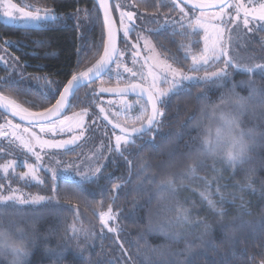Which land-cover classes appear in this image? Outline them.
<instances>
[{
	"label": "trees",
	"instance_id": "obj_1",
	"mask_svg": "<svg viewBox=\"0 0 264 264\" xmlns=\"http://www.w3.org/2000/svg\"><path fill=\"white\" fill-rule=\"evenodd\" d=\"M13 1L52 8L61 17L56 23L31 28L8 25L0 19V43H4L5 40L11 42L10 52L25 66L22 77H11L9 70L0 63V92L7 97L11 95L12 100L29 111H43L44 107H50L59 97L58 94L54 98L48 95V85L45 81L59 82L62 91V85H66L72 75L85 71L99 59V56H93V52L94 46L101 42L102 36L105 40L102 15L93 0ZM117 1L113 2L115 16L118 14L115 7ZM123 1L146 13L177 12L172 0ZM130 6L125 5L121 10L129 11ZM84 10H87L88 15H85ZM179 33L183 32L179 30ZM78 48L84 50L83 56L79 58ZM171 48L174 49L173 46ZM100 51L102 54L103 49ZM175 55L171 52L170 57H175L176 62L185 61L184 57L182 59L180 55ZM110 75L107 74L99 82L81 89L76 94L77 99L73 101L74 106L65 116L75 106L83 104L92 115L101 119L109 133L116 132L104 118L107 115L115 122L110 115V109L101 101L108 96L100 92L102 87H119L116 85L118 84L116 79L113 81ZM37 77H46L47 80ZM244 77L247 75L240 73L236 80H244ZM255 78L264 87V79H261L259 74ZM201 89L207 92V97L198 101L196 97L201 93ZM222 94V90L214 93L206 85L200 84L190 85L187 91L172 97L164 107L165 116L162 118L155 140L146 135L142 140H137L135 146L129 147L131 155L125 153L132 162L131 173L130 166L116 153L112 154L108 164L102 168L99 179L91 182L56 179L46 173L45 167L38 163L42 166V174H48L46 175L48 184L46 187L40 186L36 189L45 197L54 199L40 206L0 207V227L8 230L14 240L23 242L30 248L32 254L28 264H109L110 261L116 264H179L185 258L183 251L189 243L194 246L193 251L204 253L200 256L198 264H260L264 260V197L259 191L264 185V149L258 150V147L264 140V129L261 125L255 126L253 114L258 117L260 114L264 115L262 108L255 105V108L247 112L249 118L242 120L243 125L252 129L255 127L260 135L259 144L250 150L251 158L235 170V175L233 170L228 168L218 176V178L223 176V179H219V186L225 201L221 202L219 195L216 194L218 178L212 180L208 189L212 193V198L217 201L218 207L222 206L225 209L224 217L213 213L206 202L201 200L200 192L205 189L203 180H187L185 187H180L178 180L179 190L170 201H166L165 194L164 198H161L156 184L150 182L155 179L158 183L167 173L179 174L184 170L189 162L187 154L199 148L205 128L212 124H208L204 118H208L211 107ZM45 95H48L47 99ZM247 95L249 93H246L245 97ZM100 108H104L105 111L101 112ZM189 117L194 119L189 120ZM262 118L264 116L260 119ZM12 126H18L17 128L23 131L38 128L21 125L0 111V129L4 128L7 132L9 128H14ZM90 131L89 128L85 137L90 135ZM79 149L80 147L76 152ZM33 150L40 151L37 147ZM58 150L61 158L74 154L69 150L59 148ZM20 151L9 140L8 133L0 135V165L10 159L19 160L21 157L16 155H19ZM40 152L43 155V152ZM252 169L255 171L251 173V179L257 191L255 194H252L251 190L241 192L236 184L238 181L245 183L246 176ZM211 175L207 177L209 181ZM129 176L130 182H127ZM121 177L124 179H120ZM113 184H123L124 187L118 193H113L111 191ZM54 185L55 193L52 190ZM102 188L108 191L102 193ZM112 195L117 196L115 203L110 199ZM233 196L236 197L234 202ZM241 196L244 198L246 208L240 207ZM177 202L188 210V223L178 222L175 210H169L174 209ZM109 204L120 213L118 222L122 231L118 233H110L106 228L102 232L101 225L99 226L96 211L102 205V208L107 209ZM12 212L14 214H10ZM248 212L251 215L247 214ZM87 214L98 226H95L93 244L81 249L83 246L76 244L71 226L84 224ZM197 221L209 223L212 227L205 233L203 226H198ZM161 225L165 226L163 231L160 230ZM121 243L127 250V255L121 250ZM177 252L182 254L174 255ZM0 264L8 263L0 261Z\"/></svg>",
	"mask_w": 264,
	"mask_h": 264
},
{
	"label": "snow or ice",
	"instance_id": "obj_2",
	"mask_svg": "<svg viewBox=\"0 0 264 264\" xmlns=\"http://www.w3.org/2000/svg\"><path fill=\"white\" fill-rule=\"evenodd\" d=\"M188 2V0H186ZM174 6H178L176 0H172ZM99 6L104 10V24L107 28V40L101 38V42L94 46L95 51L93 56H99V59L92 64L91 67L87 68L85 71H80L77 74L72 75L71 79L68 80L66 85H62L63 91H60L61 85L56 81H47L48 84V95H52L53 98L56 94L59 98L55 100L54 104L50 107H44L43 111L30 112L28 109L21 108L14 100L9 97L0 94V111L5 113L10 112L12 115H19L21 120H28L29 124H36L41 128V131L46 129L47 125L55 127L57 124L60 126H67V131L75 133V129H80L79 136H83L84 132L87 131V126L83 122V117L88 115L87 110H83L81 113H75L74 117L75 124L68 123L72 121L74 117L64 116L63 120L59 118L64 115L66 111L71 109L74 104L73 101L77 99L76 93L82 86H90L96 79L101 78L103 75L111 74V65L115 64L116 68H121L124 65V61L121 57L125 52L131 51L132 54V64L135 66L139 63V69L134 70V68H129L127 66L123 67V71L130 73L131 77L138 78V83H129V85L124 89L117 88H101L100 92L109 93H119L121 95L127 93L129 90L138 94L139 99L136 104L139 106L137 109V114L131 116L128 112H125V122L121 123L119 119V113L114 117L115 123H113V128H119L120 134L115 135V144L108 146V152L116 153L118 156L123 158L125 162L130 166L129 173H131V161L128 160L127 155H131L129 152V146H135L137 140H142L144 136H150L152 140H155V136L159 133L162 118L165 116L164 107L168 101L174 97L181 94L182 91H187L189 86L195 85H214L215 87H223V81L229 78L233 73H241L248 75L249 79L247 81H241V84H246L250 93L248 97H244L235 92V83L233 84V89L225 98V95H221V105L230 104L233 106V111L225 112L221 105H216L211 113L213 119H216L218 123L215 127L209 126L205 128L204 134L201 137V146L188 153L189 162L187 163L184 170L179 174L175 172H169L164 175L158 183L155 179L151 180V183L156 184V189L161 198H164V194L168 193L175 196L178 192L177 181L180 182V187H185L184 180H195L200 179L204 181L205 189L200 192L201 200L206 202L207 207L213 211V213L224 217L226 215L225 209L220 206L218 207L217 201L212 198V193L208 191L211 187L212 181H209L205 177H200L197 175L198 170L206 166L205 159L201 157H210L214 161L219 160L222 165L233 170V175H235V170L244 165L251 157L249 155L252 148V144L255 143V133L252 129H245L242 127L240 117L244 112L248 111V100L260 96L264 98V89L255 87V81L252 76L259 74L261 79H264V60L260 62H255V58L245 62L242 58L238 57L234 52L233 45V30L234 27L238 28V20H241V12H243L242 26L249 33L264 31V2H259V0H248L245 4L241 0H213V3H205L203 0H193L192 9L193 18L195 19V27L190 20L187 25L183 21V17L188 15L184 11V8H180L183 16L181 21H171V24H180L181 28H191L196 31L197 28H203L205 31L204 46L199 52H193L191 45H182L185 49V59L189 56L191 58V64L188 65L187 70L182 67H174L172 63L168 62L167 58L160 59L159 54L155 52V47L151 45L148 37L137 33L136 42L130 43L129 34L135 30V13L132 11H120V24L123 28V49L117 48L116 46V31H114L113 24L114 21L110 14L111 9L108 0H99ZM0 7L3 9V15L7 17L10 21H18L26 24H47L50 21H55L58 19L56 13L50 8H40L32 4H28L24 7L18 6L13 0H0ZM116 9H122L125 5L117 3L115 5ZM25 8L29 10H25ZM199 8V17L195 16V9ZM209 8H218L217 12L211 19L217 21V23H212V35L208 34L209 30V19L206 14V10ZM234 9V15L231 12L226 11V9ZM78 12L80 10H77ZM85 15H88L87 10ZM16 13L14 15L13 13ZM125 20L129 24L125 25ZM158 22V21H157ZM169 24V21L165 19V25ZM164 25H161L163 28ZM159 29H157L158 31ZM152 31V30H149ZM143 41V51L145 55L143 57L144 63L139 62L141 56L140 43ZM4 51H7V46H11V42L5 40ZM194 43H199L198 41ZM101 48L103 52L101 54ZM84 54L83 48L77 49V56L82 57ZM175 61V57L172 58ZM0 63H7L3 56H0ZM80 60L78 59V67ZM217 65H221L217 67ZM147 67V72L144 69ZM231 69V71H230ZM203 75H199V73ZM118 77L119 72L116 74ZM37 79H45L46 77H37ZM55 85V87H53ZM166 86V87H165ZM94 92V90H93ZM45 95V99L48 98ZM207 92L201 89V93L197 95L196 99L198 101L206 99ZM131 106L126 105V109H130ZM219 109V115H217V110ZM101 112H104V108H100ZM106 120L108 116L104 117ZM194 119V117H189V120ZM128 121H131L129 125ZM199 126V125H198ZM18 127V126H17ZM63 130V127L62 129ZM27 131V129H25ZM33 140L36 144H39L41 148L44 147H54V148H65L69 144H76L78 136L73 134L68 140H61L59 142L54 141H43L40 140L35 134L27 141H22L23 147L27 149L36 159L37 162L42 160L39 152L34 151ZM14 162H8L0 168L6 173L10 168H13ZM70 168L73 166H69ZM76 167V175L80 178L82 182H91L99 179V174L103 168V165L95 167V169H89L88 171H80L78 166ZM172 167V165H169ZM29 171L22 174L23 177L29 175L33 179L36 178V171L38 170V165L29 164ZM69 169H65L68 171ZM225 169H217L215 164H213V171L223 172ZM254 169L249 170V174L246 176V182H237L236 186L241 192L251 190L252 194H255L257 189L253 185L251 179V173H254ZM56 176V172L53 171V177ZM120 179H124L121 177ZM130 176L127 182H130ZM219 179H223L220 176L217 180L216 194L219 195L221 202L225 201V196L220 192ZM124 187L123 184H113L111 191L113 193H118ZM53 192L56 191V186H53ZM18 189H12L9 185L5 190V186L0 184V205L4 204H27L39 203L41 201L50 202L54 197H44V196H34L30 199H26L23 196L17 195ZM106 188H102L101 192H107ZM261 196L264 197V185H262L259 190ZM112 203H115L117 196L112 195L110 197ZM236 199L233 196L234 202ZM241 200L240 207L246 208V203L244 202L243 196L239 197ZM176 212V220L178 222H189V212L187 209L183 208L179 202H177L174 209ZM247 214L251 215L250 212ZM101 231L107 229L108 232H119L122 229L119 227H112L109 225V221H115L118 218L119 212L113 211L112 204L108 205L107 211H100L98 213ZM78 218V217H77ZM171 223V222H169ZM197 225H202L204 232L206 233L212 225L205 223L203 221H197ZM164 225L160 226V230L163 231ZM72 232L75 234L77 232L83 231V229L76 228L75 224L71 226ZM199 239V237H197ZM193 245L189 243L183 251L185 258L179 262V264H198L199 258L203 255V252L193 251ZM211 247V245H209ZM121 250L124 255H127V250L124 249L123 243L120 244ZM6 251H10L14 256L15 260L13 264H26L27 258L30 256V251L28 247L23 242H17L11 237L8 230L0 227V254ZM182 253H174L176 256H180ZM129 259H131L129 257ZM254 259V258H253ZM109 264H116L114 261H110ZM264 264V260L260 262Z\"/></svg>",
	"mask_w": 264,
	"mask_h": 264
},
{
	"label": "rangeland",
	"instance_id": "obj_3",
	"mask_svg": "<svg viewBox=\"0 0 264 264\" xmlns=\"http://www.w3.org/2000/svg\"><path fill=\"white\" fill-rule=\"evenodd\" d=\"M241 2L247 4L248 0H241ZM254 2H256V0H254ZM259 2H264V0H259ZM14 3H16L20 7H24L28 4H30L28 2H21V4L17 3V2H14ZM32 5H34V4H32ZM34 6L40 7V8H45V7L39 6V5H34ZM50 9H52V8H50ZM25 10L27 11L29 9L25 8ZM226 11L233 13V15L235 14L234 9H232V8H228V9H226ZM54 12L56 13V15L58 17L57 20H60L61 17L57 14V12L55 10H54ZM185 12H187V10H185ZM217 12H219V10L218 11H212V12H206L207 17L210 21L209 30H208V34L210 37L212 35L211 24L217 23V21L212 20L211 18ZM2 13H3V9H2V7H0V19L4 23H6L8 25H12V26L22 27V28L29 27V26H31V27H43L49 23H53V22L56 23V20H55V21H50L47 24H40V25L26 24V23H22V22H18V21H10ZM13 14L16 15L15 12ZM179 14H182V13L180 12ZM199 15H200V12L197 13V17H199ZM242 17H243V12H241V20L237 21V24L239 25V27L238 28L234 27V30L232 33L234 52H235V54L238 55V57L242 58L245 62L252 60V58H255V62H260V61L264 60V31L253 32V33L247 32V30L244 29L242 26ZM151 19L154 21V17H151ZM138 22L135 26V30L130 32V34L134 33L136 36L137 33H140L141 35L148 37L149 41L151 42V45H153L155 47V52L159 54V58L164 59L165 57L159 52V50L157 49L155 43L152 41V38H151V33L156 32L157 29H159L160 27H154L152 24L144 25L140 21H138ZM127 24H129V22L127 20H125V25H127ZM149 30H152V31H149ZM197 30H199V32H201L199 34H201L200 38H201V44L202 45L199 48H197V51H195V47H194V45H192V47H193L192 51L193 52H199V50L202 49L204 46L205 31L203 28H197ZM121 31L123 32L122 27H121ZM194 35H195V33H192V36H194ZM172 39H175V37L172 36ZM135 42H136V40H135ZM132 43H134V40H132ZM4 48H5V43H0V56H3L5 58V60L7 61V63H1V64L9 70V76H11V77H22L25 73L24 64H22L19 61V59L17 57H15L10 52L9 46H7V51H4ZM140 48H141V56L139 58V62L144 63L143 57L145 55V52L143 51V41H141V43H140ZM180 56H181L180 58H182V59L185 58V56H182V54ZM121 59H122V57H121ZM177 63L178 64L180 63L181 67L184 70H187L188 65L191 64V58L189 56L187 59H185V61L177 62ZM219 66H221V65H217V67H219ZM123 67L124 66H121V68L117 69L115 66L113 68L114 70H112L111 75L109 77L113 81L116 79V83H118V84L124 82L125 79L126 80L129 79L127 83H130L132 81V79H134V78L136 80H138V78H136V77H131L130 73L124 72ZM128 67L134 68V70H138L139 69V63L135 66L133 64H131V65L128 64ZM144 71H145V73L147 72V67H145ZM230 71H231V69H230ZM117 72L120 73L119 77L116 75ZM238 74H240V73H233L229 78H227L225 81H223L222 82L223 87H215L214 85H211V84L206 85V87H209L210 89H212L214 91V93H217L218 90H222L223 94L225 95V98H227V95L231 92V90L233 89V84L235 83V85H236L235 92L238 93L239 95L245 97L246 93H250V92H248L250 89L246 84H241L240 82L241 81H247L249 79V77L247 75V77H244L245 78L244 80L237 81L236 77ZM199 75H203V73L201 72V73H199ZM243 75H245V74H243ZM256 75L257 74L252 76V79L255 81V87L264 89V87H262V85L256 81V78H255ZM45 83L47 84L46 81H45ZM123 87H126V86H123ZM246 90H247V92H246ZM9 96L11 97V98L9 97L10 99L13 98L11 95H9ZM248 96L249 95H247V97ZM256 97L248 100L247 103H248L249 108H248V111L244 112L243 115H241V117H240L241 124H242L243 119L245 120V118H247V119L249 118L247 116V114L253 108H255V105L262 108V110L264 111V99L256 98ZM101 101H102V103H105L107 105V107L110 109V115L112 116V118H114L117 113L120 114L119 119H120L121 123L125 122V112H128V114L131 116H135L137 114V109L139 107L136 104V101H137L136 99L105 97ZM17 104H19V103H17ZM126 105L131 106L130 109H126ZM216 105H221V100H220L219 96L217 97V101L215 102V104L211 107V113H212L213 108ZM221 108H223V110L225 112H229V111L234 110L233 106L230 104L221 105ZM85 109L87 110V108H85V106L83 104H78V106H75L67 116L68 117H74L75 113H81ZM87 112H88V115L83 117V122L87 126V129H89V128L91 129V131L89 132L90 135H88L87 137H85L86 131L84 132L83 136H79L80 129H75V133H72V132L67 131L66 125L60 126L59 124H57L55 127L47 125L46 129L44 131H41L40 127H38L37 130H27L26 132L21 130L20 128H17L16 126H12L14 128L8 127L9 130L7 132H6V129L1 128L0 129V135L3 136L4 134L8 133L9 140H11L12 144H14L18 149L21 150L20 154L16 155L17 157H21V158H19V160L10 159L8 161V162H14L13 168H10L6 173L3 171L2 168H0V184H3L5 186V190L10 185L12 189H18L19 190L16 193L17 195L23 196L26 199H30L31 197H34L37 195L45 197V195L40 193L39 191H37V189H39L40 186L42 188L47 186V184H48L47 180L48 179H47L46 175L50 174L53 177V171L56 172V176H55L56 179L57 178H66V179H73L76 181L77 180L81 181L80 178L76 175V167L75 166H78L80 171H88L90 168L95 169V167H97L99 165H103V167L106 166L108 164L109 160L112 158V154L114 153L113 152L110 154L108 152V146L110 144L112 146H114L115 135H118L120 133L119 132H114V133L110 132L109 133V131L107 130V127L104 125V123L101 121V119L98 116L92 115V113H90L88 110H87ZM217 115H219V109L217 110ZM253 115H254V119H255V126L257 127V126L261 125V128L264 129V125H263L264 124V118H262V120L260 119L264 115L260 114V117H258L256 114H253ZM90 117H93V119H90ZM75 119H77V118L74 117V119L72 121H69L68 123L74 125ZM204 120L208 124H210V123L214 124L213 127H215V125L218 123V121L216 119L212 118L211 114L208 116V118H204ZM128 123H129V125H131V121H128ZM212 124L210 126H212ZM62 127H63V130H61ZM242 127L245 129V131H247L248 129H252V128H250L246 125H243V124H242ZM252 130L255 133V143L252 144V147H254L255 145L259 144L260 135L257 132V129L255 127ZM33 133L40 140L54 141V142H59L61 140H68L72 137L73 134H76L78 136V140H77L76 144H74V145L69 144L66 146V148H59L61 150H65V151L69 150L71 152H74V154L71 153L72 156L66 155L65 158L70 159V160H67L64 158V156H63V158H61V156H60L61 153L58 150V148L57 149H54V147L41 148V151L43 152L42 166L45 167L44 170L47 171L46 173H48V174L45 173V175L42 174V171H41L42 166H40L38 164V162L33 157V155L30 152H28L27 149L24 148L23 144H22V141H27V139H30L32 137ZM32 142H33L34 146L40 150L39 144H36L35 140H33ZM200 146H201V143H200ZM78 147H80V149L76 152V149ZM251 149H253V148H251ZM261 149H264V140L262 141L261 145L258 147V150H261ZM55 150H56V152H55ZM201 158L205 159L206 166L202 167L198 170L197 174L200 177L207 178L210 174H212L211 178H210L211 181L216 180L218 178V176L221 174V172H219V171L214 172L213 171V164H215V167L217 169H221V168L228 169L225 165H222L219 162V160L214 161L210 157H201ZM8 162L2 163V165L6 164ZM46 162H48V163H46ZM29 164L38 165V170L36 171V178L35 179H33L31 175L22 178V174L29 171V168H28ZM2 165H0V166H2ZM70 165L73 167L70 168L69 167ZM65 169H69V170L65 171ZM1 178H5V179L1 180ZM183 183H184V185H186L187 180H184ZM173 198H174L173 195L165 193L166 201H170ZM45 202L46 201H41L39 203L29 202L27 204H19L17 202L15 204L9 203V204L0 205V207H23L24 208V207H30V206H40V205L44 204ZM102 207H103V205L100 206V208H98V210L96 211L97 214L100 211H107V209L102 208ZM113 211L115 212L114 209H113ZM10 214H14V212H12ZM85 217L87 219L84 221L85 222L84 224L75 225L76 228L83 229V231H80V232H77L74 234L75 235L74 237L76 238V244L80 247L83 246L81 249H84L85 247L93 244L94 239H95V234H94L95 226L96 225L98 226L97 222L94 219H92V217L89 216V214H87V216H85ZM118 221H119V215L115 221H109V225L112 227L118 226L120 229ZM100 225L101 224H100V219H99V226ZM110 233H117V232H110ZM33 245H35V244H33ZM28 249L30 250V248H28ZM4 253H6V254H4L6 256H4L3 254H0V261H6V263H8V264H13V261L15 260V256L10 251H6ZM31 254H32V252L30 251V256L27 258L26 264H28V261L31 257Z\"/></svg>",
	"mask_w": 264,
	"mask_h": 264
},
{
	"label": "flooded vegetation",
	"instance_id": "obj_4",
	"mask_svg": "<svg viewBox=\"0 0 264 264\" xmlns=\"http://www.w3.org/2000/svg\"><path fill=\"white\" fill-rule=\"evenodd\" d=\"M177 2V1H176ZM117 3L121 4V5H129V3L123 1V0H118ZM116 3V4H117ZM178 6H175V9L177 10L176 13H146L141 11L138 7H129V11H132L135 13V26L137 24L138 21H140L142 24L144 25H149L152 24L154 27H160L158 31L151 33V38L152 41L155 43L157 49L159 50V52L168 59V61L170 63L173 64L174 67L177 68H181L180 63L178 64L176 61L172 60V58L170 57L171 52H173L174 54H176L175 56L181 55L185 56V49L182 48V45L188 46V45H194L195 47V51H197V48H199L201 46V32H199V30L193 31V29L191 28H181L180 24H171V21L175 20V21H181V18L183 16L182 14H179L180 8H184V11L187 10L188 15L186 17H183V23L185 25H187L189 23V21L191 20L193 23V26L195 27V19L193 18V12L186 8L185 6H183L182 4H180L178 2L177 4ZM124 8V7H123ZM118 14H116L117 16V21L120 27V31H121V24H120V11H124L121 9H117ZM197 13L195 11V16L197 17ZM151 17H154V21L151 19ZM165 19H167L169 21V24L165 25ZM158 21V22H157ZM139 23V22H138ZM161 25H164L163 28H161ZM179 30L182 31L183 33L180 34ZM192 33H195L194 36H192ZM174 34V35H173ZM172 36L175 37V39H172ZM136 36L134 33L129 35V41L130 43H132V40H134L135 43V39ZM123 32L121 31V42H120V49H123L124 44H123ZM198 41L199 43H194ZM171 46L174 47V49L171 48ZM166 47V48H165ZM184 49V50H183ZM193 49V47H192ZM182 51V52H180ZM184 51V52H183ZM132 54L131 51L125 52L124 55L122 56V60L124 61V66L128 67V64H132ZM115 66V65H114ZM186 67V66H185ZM129 79H125L124 82L120 83V84H116L119 87H123V86H128L129 83L128 82ZM139 81L136 80L135 78L132 79L131 83H138ZM129 99H136L138 100L139 98H129ZM107 121H112V119H107ZM115 121V120H114ZM115 123V122H113ZM112 123V124H113ZM28 127H39V126H28ZM32 128H30L31 130ZM35 130H37L35 128ZM71 145V144H70ZM35 147V146H34ZM40 147V145H39ZM40 151H41V147H40ZM40 151H36L39 152L41 155ZM42 157V155H41ZM40 165H42V160L40 162H38ZM47 163V162H46Z\"/></svg>",
	"mask_w": 264,
	"mask_h": 264
},
{
	"label": "water",
	"instance_id": "obj_5",
	"mask_svg": "<svg viewBox=\"0 0 264 264\" xmlns=\"http://www.w3.org/2000/svg\"><path fill=\"white\" fill-rule=\"evenodd\" d=\"M93 1L96 3V5L98 6V8H99V10H100V12H101L102 20H103V26H104V31H105V40H107V28H106V26H105V24H104V10L99 6V0H93ZM176 1L179 2L180 4H182L183 6H185L186 8H188V9H190V10L192 9V2H193V0H188V2H186V0H176ZM113 2H114V0H108L109 6H110V9H111L110 14H111L112 19H113V21H114L113 28H114V31H116V37H117V38H116V46H117V48H120V42H121V31H120V27H119L118 21H117V19H116V16H115V13H114V10H113ZM197 2H198V0H197ZM203 2L211 4V3H213V0H203ZM229 2H232V0H229ZM218 10H219L218 8H209V9L206 10V12H212V11H218ZM195 11H196V12H200L201 10H200L199 8H197V9H195ZM24 28H31V26H29V27H24ZM114 65H115V64L111 65V68H113ZM106 75H107V74H106ZM106 75H103L101 78L96 79L91 85H93V84L99 82V81H100L101 79H103ZM66 84H67V83H66ZM91 85H90V86H91ZM85 87H89V86H82V87L78 90V92H79L81 89L85 88ZM126 87H127V86H126ZM126 87H112V88L124 89V88H126ZM62 91H63V90H62ZM78 92H77V93H78ZM77 93H76V94H77ZM103 93H104V95H106V96H108V97H111V98H139L138 94L135 93V92H132L131 90H129L127 93H125V94H123V95L119 94L118 92H117V93L103 92ZM0 94H2V93L0 92ZM58 98H59V97H58ZM20 107H21V108H24V107H22V106H20ZM24 109H25V108H24ZM28 111H29V110H28ZM1 112H2L4 115H6L7 117H9V118L13 119L14 121L20 123L21 125H24V126H38V125H36V124H29L28 120H21L19 115L14 116V115H12L10 112H8V113H5V112H3V111H1ZM30 112H33V111H30ZM66 113H67V111H66V112L64 113V115H62L59 119H60V120L63 119V117L66 115ZM110 124H111V126L113 127V124H112V123H110ZM114 130H115L116 132H119V133H120V129H119V128H114Z\"/></svg>",
	"mask_w": 264,
	"mask_h": 264
}]
</instances>
